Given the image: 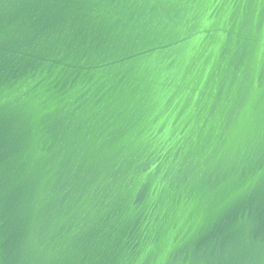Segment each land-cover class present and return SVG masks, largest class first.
I'll list each match as a JSON object with an SVG mask.
<instances>
[{
	"label": "water",
	"instance_id": "1",
	"mask_svg": "<svg viewBox=\"0 0 264 264\" xmlns=\"http://www.w3.org/2000/svg\"><path fill=\"white\" fill-rule=\"evenodd\" d=\"M0 264H264V0H0Z\"/></svg>",
	"mask_w": 264,
	"mask_h": 264
}]
</instances>
